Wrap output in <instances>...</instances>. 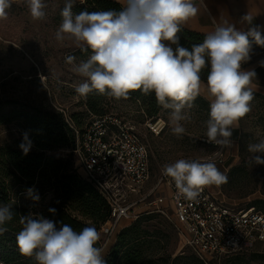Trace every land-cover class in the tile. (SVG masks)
I'll return each instance as SVG.
<instances>
[{
  "label": "clouds",
  "instance_id": "9594fccd",
  "mask_svg": "<svg viewBox=\"0 0 264 264\" xmlns=\"http://www.w3.org/2000/svg\"><path fill=\"white\" fill-rule=\"evenodd\" d=\"M14 0H0V20L7 18ZM33 20H44V0H25ZM74 0H65L62 21L55 33L57 41L71 40L82 52L91 50L86 60L75 64L73 71L84 81L75 86L81 97L96 91L114 99H127L141 90L154 93L157 103L170 109L171 130L177 136L185 132L184 121L190 119L185 109L201 95V72L208 69L205 99L209 102L206 121L207 141L231 147L233 129L251 112L254 99L251 84L256 73L244 70L249 61L252 42L264 47L259 26L238 30L225 21L208 33L202 43L191 50L179 45L181 26L198 13L194 0H123V10L72 12ZM250 23L251 17L242 18ZM168 42V43H165ZM171 45H176L173 49ZM74 56L66 63L74 64ZM26 155L31 148L28 134L19 146ZM251 154L264 153V139L248 145ZM256 164H264L260 155H252ZM178 195L195 201L205 187L227 183L228 177L210 161L178 159L163 166ZM31 194L32 189L28 190ZM39 199L38 196L33 197ZM49 212L55 213L54 208ZM13 219L11 208L0 204V234ZM22 229L16 242L22 256L34 258L36 264H105L102 249L97 247L100 234L95 227L75 231L71 226L42 215L29 213L20 219Z\"/></svg>",
  "mask_w": 264,
  "mask_h": 264
},
{
  "label": "rangeland",
  "instance_id": "374dc122",
  "mask_svg": "<svg viewBox=\"0 0 264 264\" xmlns=\"http://www.w3.org/2000/svg\"><path fill=\"white\" fill-rule=\"evenodd\" d=\"M83 0H74V4ZM46 17L33 20L25 0H14L7 10V18L0 20V111L11 108L51 107L62 108L80 122H87L91 116L86 113L83 98L75 91V86L85 78L73 71L75 64L86 60L91 54L82 52L68 39L60 42L55 33L62 21L61 10L65 0H44ZM74 56V64L66 63V57ZM264 59V49H252L249 61ZM264 82V70L256 75ZM106 112L130 122L150 153V185L165 164L178 159L210 161L216 164L228 181L220 186H207L227 205L235 208L264 205L256 204L264 200V164H256L248 145L264 139V113L262 106L251 102V112L239 124V138L231 147H221L210 143L205 137L209 107L192 103L185 109L190 119L182 122L185 132L174 134L170 125V109L163 107L156 116L149 117L141 105L131 99L106 98ZM24 130L17 122L0 124V147L20 148ZM32 149V147L30 148ZM53 154H60L57 150ZM71 162L75 165L73 159ZM235 169L231 175L228 172ZM76 171H79L76 169ZM147 184V185H148ZM17 195H13L15 197ZM38 196L39 199L33 197ZM22 202L33 203L31 212L45 213L52 202L53 194L29 192L19 196ZM149 231L158 230L159 237L153 238L148 252V264H195V255L185 247L171 222L162 217L144 221ZM210 264H264V245L255 250L213 259Z\"/></svg>",
  "mask_w": 264,
  "mask_h": 264
},
{
  "label": "trees",
  "instance_id": "16d2710c",
  "mask_svg": "<svg viewBox=\"0 0 264 264\" xmlns=\"http://www.w3.org/2000/svg\"><path fill=\"white\" fill-rule=\"evenodd\" d=\"M109 10L120 12L123 10V5L117 0H83L72 7L74 14ZM177 35L179 45L191 50L193 45L202 43L207 34L181 26V31ZM171 46L173 49L176 48V45ZM252 49L263 50L264 47L253 41ZM263 70L264 63L253 71L257 75ZM207 74L208 69H203L201 72L203 83H206ZM253 81L260 82L256 76ZM253 95L252 101L262 106L264 113V94L253 90ZM107 97L106 94L93 91L83 98L84 109L91 116L90 120L95 116L112 114L105 109ZM129 98L137 101L149 117L156 116L162 108L157 103L154 93L144 94L141 90H135L129 93ZM192 103L209 107L208 100L202 95ZM70 117L78 128L90 121L82 123L74 116L70 115ZM11 122H17L28 134L32 149L25 155L21 148L0 147V204H7L13 213V219L5 225L7 231L0 234V264H36L34 258L22 256L17 246L16 234L22 229L21 217L32 213L53 220L57 228L67 224L75 231H80L84 227L91 226L99 232L101 224L109 217V207L97 190L81 176L79 171H76L77 167L71 162L72 158L75 163L72 153L53 154L55 150L72 147L75 140L72 128L59 110L51 107H31L0 111V124ZM241 123L242 119L239 121L240 125ZM234 170L231 169L228 175ZM29 189L41 195H46L48 192L53 194L52 202L45 213L31 212L33 203L22 202L19 196L29 192ZM13 195L17 196L13 197ZM255 203L264 205V200H257ZM254 207L264 212V208ZM50 208H54L55 213L49 212ZM155 217L162 216L155 213L142 215L122 227L104 257L105 264H148V257L151 255L148 247L153 241L151 237H159L160 232L154 229L149 231L143 222ZM99 244L100 241L96 246L99 247ZM194 262L204 264L197 256Z\"/></svg>",
  "mask_w": 264,
  "mask_h": 264
},
{
  "label": "built area",
  "instance_id": "2783aa9c",
  "mask_svg": "<svg viewBox=\"0 0 264 264\" xmlns=\"http://www.w3.org/2000/svg\"><path fill=\"white\" fill-rule=\"evenodd\" d=\"M58 110L75 140L72 147L57 151L73 154L81 176L109 207V217L99 228L102 253L123 223L151 213L171 222L181 243L204 264L264 245V212L254 206L231 207L208 187L195 201H188L178 195L163 168L149 185V150L134 124L106 114L78 128L66 110Z\"/></svg>",
  "mask_w": 264,
  "mask_h": 264
},
{
  "label": "crops",
  "instance_id": "0c3cea01",
  "mask_svg": "<svg viewBox=\"0 0 264 264\" xmlns=\"http://www.w3.org/2000/svg\"><path fill=\"white\" fill-rule=\"evenodd\" d=\"M117 1L123 5V0ZM194 3L199 11L194 18H191L185 25H182L184 28L208 34L214 31L217 25L223 24L227 21L241 31H248L251 27L259 26L261 35H264V0H194ZM246 15H249L252 18L250 23L245 22L242 19ZM262 63H264V59L259 58L244 63L242 68L244 70H254ZM204 84L206 83L202 82L201 95L205 98L206 92L203 88ZM251 88L264 94V82L262 81H252ZM238 138L239 127L233 129L231 140L232 142H235ZM217 198L220 199L218 196ZM123 224L124 226L128 225L126 223ZM114 240L115 237L107 243L103 250V259L108 253Z\"/></svg>",
  "mask_w": 264,
  "mask_h": 264
}]
</instances>
